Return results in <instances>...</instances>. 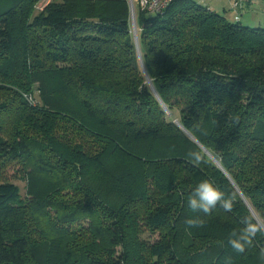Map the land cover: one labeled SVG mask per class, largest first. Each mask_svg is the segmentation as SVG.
<instances>
[{
	"label": "trees",
	"instance_id": "trees-1",
	"mask_svg": "<svg viewBox=\"0 0 264 264\" xmlns=\"http://www.w3.org/2000/svg\"><path fill=\"white\" fill-rule=\"evenodd\" d=\"M37 1L0 10V264H264L228 244L264 218V28L174 0L136 44L126 0ZM204 179L231 212L189 209Z\"/></svg>",
	"mask_w": 264,
	"mask_h": 264
},
{
	"label": "clouds",
	"instance_id": "clouds-1",
	"mask_svg": "<svg viewBox=\"0 0 264 264\" xmlns=\"http://www.w3.org/2000/svg\"><path fill=\"white\" fill-rule=\"evenodd\" d=\"M189 155L194 163L199 164L201 162L202 157L199 152H190ZM234 202V194H226L208 179L201 180L196 184L187 197L189 209L193 212L203 213L205 216L211 215L218 206L223 208L225 212H231ZM185 223L189 227H198L202 226L203 220L190 218ZM240 223L242 226L229 234L228 244L237 253L243 254L248 248L254 246L258 234H264V218L245 216ZM259 256L264 260V247L260 248Z\"/></svg>",
	"mask_w": 264,
	"mask_h": 264
},
{
	"label": "rangeland",
	"instance_id": "rangeland-1",
	"mask_svg": "<svg viewBox=\"0 0 264 264\" xmlns=\"http://www.w3.org/2000/svg\"><path fill=\"white\" fill-rule=\"evenodd\" d=\"M16 0H0V10L6 8L10 3L15 2ZM61 0H38L34 6H33V12L31 17L37 15L38 13H40V11L42 9H44V7L51 2H60ZM128 2V0H126ZM197 2H199L201 5L203 6H216L217 5H224L226 6L228 4V0H224L223 4L221 3V1H219V3H217V0H196ZM258 4L260 5V7L264 8V2L259 1ZM231 5V3H230ZM230 5L228 8H230ZM128 7H129V3H128ZM232 12L230 10L227 11V13L224 15V17L226 18V20L230 23H234L233 17H232ZM247 13H244V15L241 17V24L243 26H249L252 28H259L262 27L264 28V21L258 23L259 21H257V19H250ZM150 16V15H149ZM131 18L130 16V10H129V19ZM264 18V17H262ZM264 20V19H261ZM260 20V21H261ZM251 22V23H250ZM34 96H36L38 98V83H35L34 85ZM6 179L10 182L15 183L17 186H19V188L21 189V196L24 198L26 196V191H27V181L24 179H21V174L18 172L17 168L11 167L6 171ZM142 238L144 240L147 241H155L156 236L150 235L148 233H145ZM257 263V262H256ZM258 264V263H257Z\"/></svg>",
	"mask_w": 264,
	"mask_h": 264
},
{
	"label": "built area",
	"instance_id": "built-area-1",
	"mask_svg": "<svg viewBox=\"0 0 264 264\" xmlns=\"http://www.w3.org/2000/svg\"><path fill=\"white\" fill-rule=\"evenodd\" d=\"M174 0H128L129 3V10H130V16H131V27L133 30H135V11L141 10L148 13L153 14H161L165 11V9L169 6L170 3H172ZM253 1H261L264 2V0H253ZM241 2L240 0H234L231 6V10L234 12L235 17L234 21H239V14L238 10L241 9ZM27 101L35 105V101L33 100V97H26Z\"/></svg>",
	"mask_w": 264,
	"mask_h": 264
},
{
	"label": "crops",
	"instance_id": "crops-1",
	"mask_svg": "<svg viewBox=\"0 0 264 264\" xmlns=\"http://www.w3.org/2000/svg\"><path fill=\"white\" fill-rule=\"evenodd\" d=\"M219 1H221V3L223 4V1L224 0H217V3H219ZM234 0H228V4L226 6L224 5H217L216 6H206L208 7L210 10L224 16L228 10H230L233 14H232V17H233V20H234V17H235V14L234 12L231 10V6H232V3H233ZM241 2V9L238 10V14H239V21L241 23V17L244 15V13H247L248 17L250 19H257V21H259L258 23L264 21V20H261V19H264L262 17H264V8L260 7V5L258 4L259 1H253V0H240ZM231 3V5H230ZM230 5V8H228ZM261 20V21H260ZM251 23V22H250Z\"/></svg>",
	"mask_w": 264,
	"mask_h": 264
},
{
	"label": "water",
	"instance_id": "water-1",
	"mask_svg": "<svg viewBox=\"0 0 264 264\" xmlns=\"http://www.w3.org/2000/svg\"><path fill=\"white\" fill-rule=\"evenodd\" d=\"M135 30H134V39H135V42H136V44H137V38H136V34H135ZM150 83V82H149ZM150 86H151V88L153 89V86H152V84L150 83ZM180 127H181V125L179 124V123H177ZM182 128V127H181ZM194 142H196L197 144H198V142L189 134V133H187V132H185ZM204 151H205V153H207V155H209V157H211V159L216 163V165L218 166V167H220L221 169H222V167L220 166V164L215 160V158L210 154V153H208L201 145H199ZM223 170V169H222ZM227 175V174H226ZM229 178V177H228ZM230 179V178H229ZM230 181L232 182V180L230 179ZM245 201V200H244Z\"/></svg>",
	"mask_w": 264,
	"mask_h": 264
}]
</instances>
